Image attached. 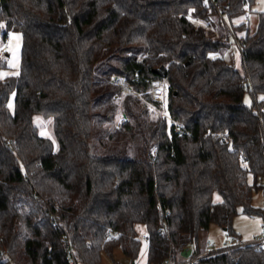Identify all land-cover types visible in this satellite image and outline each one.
<instances>
[{"label": "trees", "instance_id": "trees-1", "mask_svg": "<svg viewBox=\"0 0 264 264\" xmlns=\"http://www.w3.org/2000/svg\"><path fill=\"white\" fill-rule=\"evenodd\" d=\"M216 1L226 19L212 0H0V49L10 31L23 37L18 73L1 75L0 54V264H101L116 249L135 263L140 225L147 264L178 263L204 249L211 224L239 236L240 208L264 212L252 205L264 188V98L244 100L264 94V11L252 32L256 0ZM230 28L240 68L226 59ZM155 80L166 117L152 108ZM35 114L53 118L57 148ZM195 264H264V249H215Z\"/></svg>", "mask_w": 264, "mask_h": 264}, {"label": "rangeland", "instance_id": "rangeland-1", "mask_svg": "<svg viewBox=\"0 0 264 264\" xmlns=\"http://www.w3.org/2000/svg\"><path fill=\"white\" fill-rule=\"evenodd\" d=\"M264 11V0H256L255 4L252 6L250 12H248L249 17V27L250 30L253 32L256 30L258 23H259V14L260 12ZM241 19V20H240ZM246 16H242L237 19L236 22L246 20ZM230 47L226 52V59L236 65L237 67H241L242 65V56L241 50L239 49L238 45L235 41L230 39ZM22 46H23V37L19 31L12 30L8 33L6 41L2 44L0 54L5 53L7 55V64L8 67L1 71V75L5 76L8 74L18 73L20 70L21 65V53H22ZM123 81L115 80V76L113 80L122 86V93L124 95L129 93L136 94V90L134 87L129 85L123 77H120ZM164 87L165 92V81L164 80H155L151 83V88L148 90L149 93L152 94V98L156 101L162 102L161 108H156L152 106L154 113L157 115L159 114L161 117H166L165 111V96L163 99L162 97H158L157 90L159 88ZM160 90V89H159ZM138 96H142L141 93L137 94ZM264 98V94H254L251 90L246 91L244 100L248 106L256 107V103L258 100ZM13 107V105H12ZM125 114L121 116L118 115V122L121 123L125 120ZM169 126L172 125V121L168 119ZM34 122L39 128V132L41 135L49 137L55 143L56 148L58 147V141L54 134L53 128V118L52 117H45L41 114L34 115ZM253 178L250 177V181ZM214 199L217 201L220 199L219 194H215ZM252 205L257 209L264 211V188L254 190L253 198H252ZM264 225V212L260 214H247L242 211V208L239 209V213L235 216L233 220V229L236 234H238L243 241H253L256 238L261 236V228ZM140 238L146 232V228L143 225L138 227ZM226 235L227 233L225 230L217 225L211 224L209 229L205 232H202L199 238V243L201 246H205V241L210 239L213 243V249H222L226 246ZM140 254L138 259L135 263L125 255L121 250L116 249L114 252L113 257L108 256L107 254L103 255L101 264H147V251H148V244L144 240H142Z\"/></svg>", "mask_w": 264, "mask_h": 264}, {"label": "built area", "instance_id": "built-area-1", "mask_svg": "<svg viewBox=\"0 0 264 264\" xmlns=\"http://www.w3.org/2000/svg\"><path fill=\"white\" fill-rule=\"evenodd\" d=\"M212 1L214 2L216 9L219 11L221 16L224 19H226L227 15H226V12L224 11L223 6L220 3H218L216 0H212ZM229 38H233L234 40H236V42L239 46V49L241 50L242 56H244L245 55V51H244L245 49H244L243 41L237 37L236 33L234 32V30L232 28H230ZM159 89H160V93H161V97H162L161 99H163L165 96L164 87L161 86V88H159ZM174 131L178 135H183L186 133V127L181 122L175 121L174 122ZM261 230H262L261 236L256 238L253 241H243L241 237L232 236V235L227 233V235H226V237H227L226 238V246L224 248H228V247L235 246V245H244V244L256 243V244H258L259 248L264 249V225L262 226ZM142 238L144 239L145 242H147V243L149 242L150 238H149V235L147 232H145L142 235ZM190 247L192 248V253L186 260H183V261L178 262V263H174V262H172L171 257L168 256L166 259H164L162 264H195L197 262L198 257L201 254L208 253L212 250H215V249H213V243L210 239H207L205 241L204 249L198 254L194 253V248L192 246H190ZM187 248H185V250Z\"/></svg>", "mask_w": 264, "mask_h": 264}, {"label": "water", "instance_id": "water-1", "mask_svg": "<svg viewBox=\"0 0 264 264\" xmlns=\"http://www.w3.org/2000/svg\"><path fill=\"white\" fill-rule=\"evenodd\" d=\"M154 72H156V73H158V74H160L161 76H164V77L167 74V70H166V67L165 66H160L158 68H155L154 69ZM115 80H117V81H123V80H121V78L119 76H115ZM191 253H192V248L191 247H188L186 250H183L182 255L184 257H189L191 255Z\"/></svg>", "mask_w": 264, "mask_h": 264}, {"label": "bare ground", "instance_id": "bare-ground-1", "mask_svg": "<svg viewBox=\"0 0 264 264\" xmlns=\"http://www.w3.org/2000/svg\"><path fill=\"white\" fill-rule=\"evenodd\" d=\"M156 92H157L158 97H160L161 96L160 90L158 89Z\"/></svg>", "mask_w": 264, "mask_h": 264}]
</instances>
